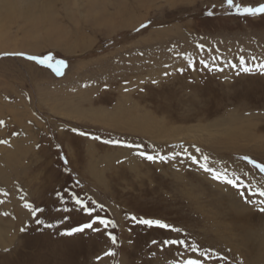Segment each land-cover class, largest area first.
Here are the masks:
<instances>
[{
  "label": "rangeland",
  "instance_id": "obj_1",
  "mask_svg": "<svg viewBox=\"0 0 264 264\" xmlns=\"http://www.w3.org/2000/svg\"><path fill=\"white\" fill-rule=\"evenodd\" d=\"M150 1L0 0V264L264 254V0Z\"/></svg>",
  "mask_w": 264,
  "mask_h": 264
},
{
  "label": "bare ground",
  "instance_id": "obj_2",
  "mask_svg": "<svg viewBox=\"0 0 264 264\" xmlns=\"http://www.w3.org/2000/svg\"><path fill=\"white\" fill-rule=\"evenodd\" d=\"M69 1V0H68ZM145 2H148V3H150L151 1L150 0H142V1H140V0H133V3H135L136 4V6H143L144 5V3ZM122 3H123V0H122ZM92 4V3H91ZM106 4V3H105ZM105 4L103 5V3H101L99 6H96V7H101V8H104V6H105ZM121 4V3H120ZM6 5H8V3H6ZM93 5H91V7H92ZM94 6V7H95ZM123 7V6H122ZM122 7H120L119 8V11L117 12V13H119V15H122V14H124V15H127L128 13H131L130 12V8H127V9H123ZM93 8V7H92ZM91 8V9H92ZM94 9V8H93ZM10 10H15V9H13V8H10ZM8 15L9 16H11L12 14L11 13H8ZM2 17V14H1V9H0V18ZM104 13L101 15V18L100 19H96V21H95V24H94V26H101V25H104V26H107V25H110L112 22H110L109 20H105L104 19ZM143 21V20H142ZM145 22V21H144ZM143 23V22H142ZM1 44V43H0ZM73 48V47H72ZM61 64V63H60ZM63 68V67H62ZM132 70V69H131ZM137 70V69H136ZM58 73V72H57ZM69 73V70L68 71H66V75ZM71 102V101H70ZM120 106V105H119ZM119 108V107H118ZM130 108V107H129ZM120 109V108H119ZM127 109V108H126ZM128 110V109H127ZM132 110V109H131ZM116 113V112H115ZM121 114H119L120 116L122 115V112H120ZM125 113H127V112H125ZM129 113H131L132 114V112H128V114ZM114 116H116L115 114H114ZM119 117V116H118ZM127 117V116H126ZM130 118V117H129ZM149 118V117H148ZM122 119H124V118H122ZM101 121H102V119H100ZM106 120L107 119H105V122H106ZM111 120V119H110ZM120 120V119H119ZM240 120V119H239ZM112 121V123H113V119L111 120ZM111 121H110V123H111ZM121 121V120H120ZM134 121V120H133ZM136 121V120H135ZM237 121V120H236ZM241 121H242V119H241ZM241 121H240V123H241ZM244 121V120H243ZM238 122V121H237ZM245 122V121H244ZM247 122V121H246ZM109 122H107V123H104L105 125L106 124H108ZM111 123V124H112ZM116 124H120V123H117L116 122ZM115 124V125H116ZM242 124V123H241ZM122 125V124H121ZM120 125V126H121ZM153 125V124H152ZM108 126H110V125H108ZM107 126V127H108ZM241 126V125H240ZM245 126V125H244ZM112 127V126H111ZM114 128H115V126H114ZM162 128V127H161ZM160 128V129H161ZM242 127H240V129H241ZM249 128H251V127H249ZM257 128V127H256ZM164 129V128H163ZM229 129V128H228ZM239 129V130H240ZM230 130H231V128H230ZM247 130H248V128H247ZM246 130V131H247ZM250 130H252V129H250ZM164 132H166V131H164ZM177 132V131H176ZM232 132V131H231ZM229 133V132H228ZM241 133V132H240ZM166 134V133H165ZM254 134V133H253ZM161 135V134H160ZM243 135V134H242ZM179 136V135H178ZM235 136V135H234ZM252 136V135H251ZM255 136V135H254ZM246 137H248V135H246L245 136V138ZM253 137V136H252ZM247 139H249V138H247ZM241 150V149H240ZM233 206V205H232ZM237 206H238V204H237ZM236 206V207H237ZM231 207V206H230ZM233 208H235V207H233ZM231 209V208H230ZM235 210V209H234ZM238 210V209H237ZM239 210H241L242 211V209H239ZM233 211V210H232ZM236 211V210H235ZM238 212V211H237ZM240 214V213H239ZM239 214H237V215H239ZM235 216H233V218H234ZM252 217V216H251ZM245 218V217H244ZM245 243V242H244ZM248 243V242H247ZM242 246V245H241ZM248 246H251V245H248ZM241 248V247H240ZM243 248V247H242ZM247 248H245V250H246ZM256 249H257V252L256 253H253V250H255V247H250V248H248L247 249V251L243 254H240L239 253V257H238V259H240V260H242L243 262H244V264H264V254H262L261 253V249H259L257 246H256ZM239 250V249H238ZM264 252V251H263Z\"/></svg>",
  "mask_w": 264,
  "mask_h": 264
}]
</instances>
